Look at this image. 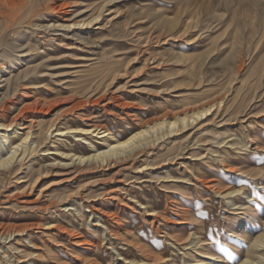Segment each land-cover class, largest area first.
Masks as SVG:
<instances>
[{
  "label": "rangeland",
  "instance_id": "1",
  "mask_svg": "<svg viewBox=\"0 0 264 264\" xmlns=\"http://www.w3.org/2000/svg\"><path fill=\"white\" fill-rule=\"evenodd\" d=\"M3 32L0 107L43 143L0 195V264L240 262L264 231V0H34ZM207 106L129 160L69 174L70 153L113 140L99 129L125 138Z\"/></svg>",
  "mask_w": 264,
  "mask_h": 264
},
{
  "label": "bare ground",
  "instance_id": "2",
  "mask_svg": "<svg viewBox=\"0 0 264 264\" xmlns=\"http://www.w3.org/2000/svg\"><path fill=\"white\" fill-rule=\"evenodd\" d=\"M33 5H34V0H0V46H2V44L5 42L7 36V33L3 32L4 29L6 27H14V26L22 25L23 22H25V20L30 18ZM80 13H82V11H80ZM24 14H26L25 18L22 17ZM95 17L94 16L91 17V19H89L88 22L90 23ZM83 19L85 23L86 18ZM22 65L23 64H20L19 67ZM20 72L14 74L13 76L10 75V77L7 78V80H9L8 82L9 86H12L14 92L17 91L18 87L22 86L23 83L30 77V73L34 72V68H32L30 65L29 66L27 65L22 69V73ZM4 96H6V94ZM6 102L5 103L3 102L4 105L0 107V128L4 130V131L0 130V139H3L5 141V147L8 146L9 149L4 152L3 151L4 148L3 147L0 148V195L4 193L2 191L4 190V188L7 187L6 182L8 180H11L10 177L11 175H13L16 167L15 162L19 158H22L26 154V152H28L30 149L35 150L43 143L42 139L35 138L33 140H29L31 138L30 137L31 134L33 133L32 125H28L27 126L28 129L22 131L18 126L20 122H17V117L15 115L11 116L9 121L5 120L6 111L4 110H6L7 107ZM211 106L194 109L191 113L186 112L184 115H178L177 117L169 120L166 118L154 120L150 123H147L146 126L141 127L136 131H133V133H130V135H128L125 138L115 137L114 135H112V133L108 131V128L104 130L99 129L97 133H100L102 136H109L113 140L111 141L107 140V144L105 147L102 148L96 147V150L92 153H88V154L70 153V156L75 160V162L72 164L73 168H70V171L68 170L69 174L72 172H75L76 174V172L81 169L87 167L89 168V166L92 163H102L109 165L121 159L127 158V160H129L128 159L129 157L133 156L134 154H137L140 150H142L146 146L153 144L156 140L165 136L166 133L169 132L171 133L175 131L176 127H178L179 120H181L184 125H187L189 124L190 120L193 121L199 118L200 116H202L203 114H205L207 111H209L211 109ZM6 117L9 119L8 115ZM98 128H99L98 126L90 127V128L76 126V127H70L68 130L80 131V132L83 131L86 133L88 131H96ZM164 128L165 130H163ZM64 130L66 131V129ZM64 130H59V131L64 132ZM153 133H155V135H153ZM67 154L69 153L67 152ZM84 162H86L89 166L87 165V167L84 168L81 167L80 164ZM27 186L30 187L31 184L25 185L22 190H25ZM4 234H6L7 236L10 234V232H6V233L0 232V238L3 237ZM208 256L209 258L212 259L216 258L214 255H208ZM9 263H12V261L9 260ZM199 263L213 264L212 261H205ZM238 264H264V231L259 232L257 235L248 239L246 253Z\"/></svg>",
  "mask_w": 264,
  "mask_h": 264
}]
</instances>
